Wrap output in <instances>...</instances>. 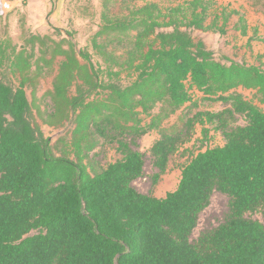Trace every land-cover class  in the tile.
I'll use <instances>...</instances> for the list:
<instances>
[{
  "label": "trees",
  "instance_id": "trees-1",
  "mask_svg": "<svg viewBox=\"0 0 264 264\" xmlns=\"http://www.w3.org/2000/svg\"><path fill=\"white\" fill-rule=\"evenodd\" d=\"M114 1L104 0L92 39L105 67L68 32L61 40L31 34L21 47L0 42V74L17 81L0 77V264H264V224L245 216L264 213V64L224 63L192 35L225 34L233 14L235 29L247 35L245 15L215 14L212 0H186L111 16ZM56 64L54 111L42 118L49 126L74 119L68 137L52 143L30 118L27 90L36 98ZM193 91L230 106L163 126L188 103L198 106ZM237 115L245 125H232ZM207 123L224 143L192 157L174 190L157 197L132 185L144 174L143 154L131 146L138 137L160 134L151 149L156 184L196 124L208 137ZM102 139L117 142L122 157L98 169L91 152ZM215 190L229 196L228 216L193 243Z\"/></svg>",
  "mask_w": 264,
  "mask_h": 264
},
{
  "label": "rangeland",
  "instance_id": "rangeland-1",
  "mask_svg": "<svg viewBox=\"0 0 264 264\" xmlns=\"http://www.w3.org/2000/svg\"><path fill=\"white\" fill-rule=\"evenodd\" d=\"M186 0H115L110 7V15H126L129 9L142 6L148 2L158 3L166 10ZM212 13L220 14L223 9L227 11L238 10L247 19L248 33L241 34L235 29L239 14H233L225 34L213 31L193 30L192 35L202 38L207 47L214 51L217 59L224 63L239 61L251 64H264V0H212ZM104 0H0V42L10 38L13 44L21 47L26 43V37L31 34L49 35L55 40L67 37V32L76 42L78 49H86L91 53L92 61L98 66L105 67L102 58L95 52L92 39L102 24L101 14ZM121 51H117L120 54ZM260 58V59H259ZM61 58H58V61ZM58 64L52 72L42 77L37 86L36 98H33L31 89L27 90L28 97L32 101V114L30 118L33 123L40 125L52 143L61 136L68 137L73 127L71 120L64 126H49L44 123L42 116L54 111V103L50 96L53 90L52 82L56 75ZM0 77L10 83L17 81L10 74L1 73ZM124 84L130 82L129 77L123 76ZM245 95L251 96L249 90H242ZM193 98L198 102L197 107L188 103L176 114L166 119L163 126L180 124L182 116H193L198 111L216 112L229 107V104L221 101H208L202 99V93L193 91ZM158 108L153 112H157ZM150 117H146L149 120ZM246 119L243 115H237L233 126L245 125ZM209 128L207 138L203 137L200 124H196L192 138L184 143L178 152L170 157L167 171L155 184L153 176L157 172L154 166L152 145L160 137L157 130L150 131L131 143L133 149L140 151L144 157V174L135 179L132 185L141 193L164 197L168 192L174 190L180 180L183 166L198 152L205 150L208 146L222 145L224 139L222 134L215 129V125L207 123ZM118 144L112 140H101L99 146L91 152L94 165L100 169L106 167L122 157L118 151ZM229 196L221 191L215 190L211 196L210 204L200 213L197 227L191 235V241L195 243L200 235L206 231L217 228L223 223L229 213ZM246 217L258 220L264 224V213L261 211L247 212Z\"/></svg>",
  "mask_w": 264,
  "mask_h": 264
},
{
  "label": "crops",
  "instance_id": "crops-1",
  "mask_svg": "<svg viewBox=\"0 0 264 264\" xmlns=\"http://www.w3.org/2000/svg\"><path fill=\"white\" fill-rule=\"evenodd\" d=\"M31 0H29V2H30Z\"/></svg>",
  "mask_w": 264,
  "mask_h": 264
}]
</instances>
